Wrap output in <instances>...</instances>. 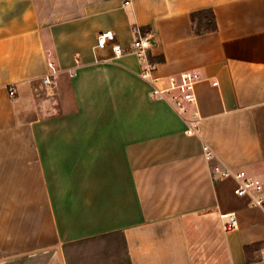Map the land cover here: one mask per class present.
Here are the masks:
<instances>
[{"label": "crops", "instance_id": "obj_1", "mask_svg": "<svg viewBox=\"0 0 264 264\" xmlns=\"http://www.w3.org/2000/svg\"><path fill=\"white\" fill-rule=\"evenodd\" d=\"M134 25L156 76L200 71L196 133L135 54L95 48ZM205 143L264 180V0H0V264H264V204Z\"/></svg>", "mask_w": 264, "mask_h": 264}, {"label": "built area", "instance_id": "obj_2", "mask_svg": "<svg viewBox=\"0 0 264 264\" xmlns=\"http://www.w3.org/2000/svg\"><path fill=\"white\" fill-rule=\"evenodd\" d=\"M135 38L131 45L124 47L117 38L114 31H102L98 35L96 49H104L110 47L116 56H122L127 52L135 54L141 63V76L148 80L151 84V96L156 99L167 100L177 112L187 121V132L196 133L201 120V113L198 107V99L196 95V86L201 79V73L198 69H190L177 74H170L166 77L156 76L158 62L152 58V34L144 32L138 26H133ZM51 73L46 75L44 81L48 84L54 82L57 69L53 62H50ZM73 74V73H72ZM215 84L217 82H214ZM11 94H15L14 88ZM204 154L211 163L212 176L216 180L232 177L237 185L235 192L238 195H252L253 203L257 206L264 204V180L246 169H233L223 166L221 163L213 162L215 158L214 150L208 145L203 146ZM227 218L226 228L232 229L238 226V222L234 212L223 214Z\"/></svg>", "mask_w": 264, "mask_h": 264}, {"label": "trees", "instance_id": "obj_3", "mask_svg": "<svg viewBox=\"0 0 264 264\" xmlns=\"http://www.w3.org/2000/svg\"><path fill=\"white\" fill-rule=\"evenodd\" d=\"M192 25L197 34H203L206 32H212L217 30L218 24L215 12L211 8H205L193 11L191 13ZM255 245H246V251H249ZM249 261H252L251 259Z\"/></svg>", "mask_w": 264, "mask_h": 264}]
</instances>
